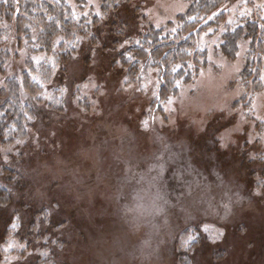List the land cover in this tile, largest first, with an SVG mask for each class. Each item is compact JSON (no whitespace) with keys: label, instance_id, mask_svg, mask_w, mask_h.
Returning a JSON list of instances; mask_svg holds the SVG:
<instances>
[{"label":"rangeland","instance_id":"rangeland-1","mask_svg":"<svg viewBox=\"0 0 264 264\" xmlns=\"http://www.w3.org/2000/svg\"><path fill=\"white\" fill-rule=\"evenodd\" d=\"M60 1L101 26L110 11H128L136 28L123 31V50L149 27L175 32L191 2L116 0L119 7L107 13L102 0ZM211 18L218 24L197 35L206 64L193 71L188 63L193 74L174 82L175 93H158L159 70L145 67L151 59L128 82L93 75L97 63L85 75L75 54L68 79L82 80L72 91L60 74L41 81L46 101L56 88L58 97L67 93L65 112L38 104L26 115L27 134L13 131L0 143V184L4 168L20 170L26 181L0 206L7 220L0 222V264H264V186L254 195L264 181V63L255 90L240 77L250 40L239 41L232 59L218 49L228 28L264 21V0H228L204 22ZM88 38L77 35L79 45ZM1 40L9 56L0 87L30 70L28 63L53 61L60 42L47 55L30 53L28 39L20 46L8 35ZM204 226L223 236L213 242ZM193 233L198 240L185 249Z\"/></svg>","mask_w":264,"mask_h":264},{"label":"trees","instance_id":"trees-1","mask_svg":"<svg viewBox=\"0 0 264 264\" xmlns=\"http://www.w3.org/2000/svg\"><path fill=\"white\" fill-rule=\"evenodd\" d=\"M102 1L103 12L109 13L110 10L119 7L116 0ZM226 1L228 0H191L187 10L178 15L179 25L175 32L164 33L163 28L153 27H149L145 32L136 31L135 43L123 50L118 48L123 31L126 29L133 31L136 28L135 19L129 18L128 11H123L121 15L110 11L112 14L109 13L108 20L102 23L105 27L103 28L97 24L95 16L94 24L87 23L85 16L75 17L71 13L70 6L60 0H0V44L2 37L7 35L16 41L17 46L22 44L23 39H28L30 53L44 52L52 55L56 42L60 39L55 48L56 54L53 61L42 64L39 62L34 68H31V64L28 63L27 67L30 70H24L19 75L4 79V85L0 87V143L2 145L7 143L6 138L11 136L13 131L20 138L27 134V126H30V122L26 115L29 114L31 119L34 106L38 104H45L49 110L57 113L65 112L67 93L58 97L60 90L56 88L46 101L42 83L50 80L54 82L55 76L60 74L62 79H66L65 83H62L63 88L66 87V92L72 91V86L82 80V74L81 78L75 81L68 79L70 78L68 65L75 54L78 55L84 70L82 73L95 71L94 67L99 64L100 72L95 71L93 75L102 79L109 75L121 80L128 77V82H134L130 76L138 71L140 61L151 59L145 67L158 68V93H166L167 90L175 93L176 80L181 77L189 80L193 71H197L206 64V50L198 49L197 35L202 30L218 24L215 18L205 22L204 20ZM130 13L133 15L132 11ZM116 27L118 29H115ZM77 35L89 37L85 42L80 40V44L85 45H79ZM241 39H249L250 44L249 55L240 72V77L245 84L248 80H252V87L258 90L260 88V82L257 79L259 68L264 63V21L247 18L234 28L225 30L218 47L220 53L228 59L234 58ZM99 40L102 44H99ZM0 53V70L3 71L9 51L7 48L0 47ZM129 54L132 58L127 57ZM190 62L196 65L193 71L186 68ZM24 94L31 95L32 101L27 100ZM3 173H6V182L5 185L0 184V206L10 201L13 192L23 191L26 183L18 169L4 168ZM21 198L20 207L29 203L27 199L25 202L24 198ZM29 205L32 206V204ZM41 210L43 212L44 208ZM1 215L0 222H6L3 212Z\"/></svg>","mask_w":264,"mask_h":264},{"label":"snow or ice","instance_id":"snow-or-ice-1","mask_svg":"<svg viewBox=\"0 0 264 264\" xmlns=\"http://www.w3.org/2000/svg\"><path fill=\"white\" fill-rule=\"evenodd\" d=\"M143 124H144L145 127H147L148 121L145 120L143 122ZM261 186H264V181L258 182L257 190L255 191L254 195H257V196L261 195V193L259 191ZM13 227H15V225H13ZM203 231L206 232V233H209V239L212 240L213 242L215 240L220 239V237L223 236V232H219V231H217V233L215 235H213L208 226H204ZM197 240H198V236L195 233H193V234L189 235L186 240L183 241V245L182 246L185 249H190Z\"/></svg>","mask_w":264,"mask_h":264}]
</instances>
